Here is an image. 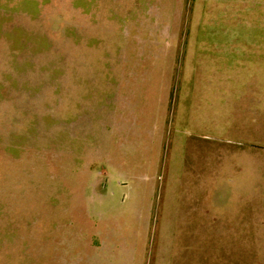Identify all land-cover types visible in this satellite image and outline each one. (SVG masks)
I'll return each mask as SVG.
<instances>
[{"label":"rangeland","instance_id":"obj_1","mask_svg":"<svg viewBox=\"0 0 264 264\" xmlns=\"http://www.w3.org/2000/svg\"><path fill=\"white\" fill-rule=\"evenodd\" d=\"M158 248L264 264V0H0V264Z\"/></svg>","mask_w":264,"mask_h":264},{"label":"crops","instance_id":"obj_2","mask_svg":"<svg viewBox=\"0 0 264 264\" xmlns=\"http://www.w3.org/2000/svg\"><path fill=\"white\" fill-rule=\"evenodd\" d=\"M87 251H97V252H100V251H105L104 248H100V247H93V248H88ZM196 257L199 256V255H202L205 253V251L207 252H210L209 250H203V249H196ZM183 252H178V250H174L172 248H158L155 250L154 253H152V256L151 257V262L149 264H240L239 262H233V263H230V262H227V263H224V262H215L214 260L211 261V262H204L206 260V258H204L203 260H199L198 258L196 260H194L193 262H179L180 259V255L182 254ZM130 255V262L131 264H138L137 261H138V258L136 257L138 255L137 252L135 251H132L129 253ZM207 255H211L210 253H207ZM195 259V258H193ZM214 259V258H212ZM183 260V259H182ZM190 260H192V258H190ZM135 261V262H134Z\"/></svg>","mask_w":264,"mask_h":264}]
</instances>
